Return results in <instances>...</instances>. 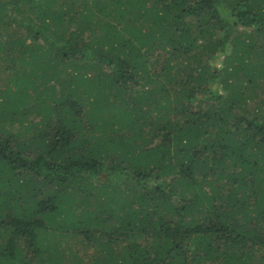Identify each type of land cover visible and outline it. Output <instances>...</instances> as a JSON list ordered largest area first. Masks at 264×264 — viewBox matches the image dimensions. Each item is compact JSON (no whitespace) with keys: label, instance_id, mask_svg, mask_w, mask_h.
Listing matches in <instances>:
<instances>
[{"label":"trees","instance_id":"trees-1","mask_svg":"<svg viewBox=\"0 0 264 264\" xmlns=\"http://www.w3.org/2000/svg\"><path fill=\"white\" fill-rule=\"evenodd\" d=\"M255 34L264 0H0V264H264Z\"/></svg>","mask_w":264,"mask_h":264},{"label":"rangeland","instance_id":"rangeland-1","mask_svg":"<svg viewBox=\"0 0 264 264\" xmlns=\"http://www.w3.org/2000/svg\"><path fill=\"white\" fill-rule=\"evenodd\" d=\"M248 42H249V47L253 46L254 48H258V50H260L261 52L263 51V48H264V35H254V37H252L251 35L249 36L248 38ZM260 44H262L263 47L260 46ZM248 47V46H247ZM105 68V67H104ZM0 74L2 75L3 74V71L1 72V69H0ZM263 99V97L259 96L257 98V95L256 97L254 98V100H251L250 102H248V107H255V106H258V108L256 109L257 111H259V107H262L264 106L263 105V102H261ZM195 102L197 103L198 100L195 99ZM15 130L17 129V125L14 127ZM31 133V132H29ZM31 134H28V136H30ZM72 244H74V241H71ZM80 246V245H79ZM76 250L79 249L78 251V254L79 256H82L84 261L89 264L90 263V258L92 256V254L95 253V248H93L91 245L87 246V247H77V245L75 246ZM101 249H99L100 251Z\"/></svg>","mask_w":264,"mask_h":264}]
</instances>
